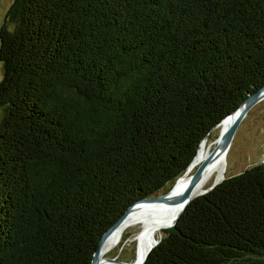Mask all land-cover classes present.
<instances>
[{"label":"trees","instance_id":"1","mask_svg":"<svg viewBox=\"0 0 264 264\" xmlns=\"http://www.w3.org/2000/svg\"><path fill=\"white\" fill-rule=\"evenodd\" d=\"M264 84V0H11L0 264H90ZM142 264H264V164L193 197Z\"/></svg>","mask_w":264,"mask_h":264},{"label":"rangeland","instance_id":"2","mask_svg":"<svg viewBox=\"0 0 264 264\" xmlns=\"http://www.w3.org/2000/svg\"><path fill=\"white\" fill-rule=\"evenodd\" d=\"M10 2L11 0H0V23ZM219 128L220 126L216 124L204 138L206 140L204 141L205 149L200 158L207 153L206 147L210 150L214 145ZM225 157L223 178L235 175L251 165L264 164V98L256 102L237 125ZM195 168L191 169L190 174ZM172 183L165 184L152 196L166 193ZM211 183L207 184V187ZM138 230V226L124 230L120 240L109 247L110 249L103 256L114 257L120 261H133L137 256ZM162 236L163 232L160 229L155 234V240L158 242Z\"/></svg>","mask_w":264,"mask_h":264},{"label":"bare ground","instance_id":"3","mask_svg":"<svg viewBox=\"0 0 264 264\" xmlns=\"http://www.w3.org/2000/svg\"><path fill=\"white\" fill-rule=\"evenodd\" d=\"M227 123L228 119L225 118L217 124V126H220L219 132H221L226 127ZM216 140L217 138L215 139L214 144L216 143ZM204 141L206 140L203 139L201 141V144L199 145L198 150L193 157L188 169L183 175H181L169 194H173L174 192L180 190L190 176L191 169L195 168L201 162L203 156L201 158L200 156L205 149ZM206 150L207 152L209 151L207 147ZM226 152L223 154V156L216 154L213 159L205 165L200 175V179L193 187L191 192L193 196L201 193L207 187V184L211 182H218L221 177H223ZM177 209L178 205L161 202L137 203L131 206L118 225L113 228L102 240L101 246L99 248L100 257L103 256L105 252L108 251V249H110L109 247L115 245L120 240L124 230L129 227L138 226L139 230L136 260L140 259L145 250L155 240L156 232L160 229H164V227L170 223ZM99 264L105 263L100 262Z\"/></svg>","mask_w":264,"mask_h":264},{"label":"water","instance_id":"4","mask_svg":"<svg viewBox=\"0 0 264 264\" xmlns=\"http://www.w3.org/2000/svg\"><path fill=\"white\" fill-rule=\"evenodd\" d=\"M263 98H264V84L260 88H258L256 91H254L253 93L247 95L246 98L244 100H242L240 102V104L232 112H230L228 115H226L224 118L221 119V120H223L225 118L228 119V123H227L226 127L221 132H219L216 143L203 156L201 162L196 166L195 170L192 172V174H190V176L188 177V179L186 180V182L184 183L183 187L180 190H178L177 192H174L173 194H169V192L173 189V187L175 186L176 182L181 177V175H183L184 172L188 169L193 158L191 159V161L189 162V164L185 168L184 172L174 180V182L172 183V185L170 186L169 190L166 193H164L162 195H157V196H148V197L140 198V199L134 201L132 204H130L125 209V211L102 233V235L100 236V238L97 242V246L92 253L90 264H99L100 262L105 263V264H142L147 253L157 243V240L153 241V243L145 250V252L140 257V259L136 260V258H134V260L131 262L120 261L114 257H104V256L100 257L99 248L101 246L102 240L113 228H115L118 225V223L123 219V217L126 214V212L128 211V209L137 203L161 202V203L178 205V209H177L176 213L174 214V216L172 217L170 223L164 228H168V227L173 226L175 224L178 216L183 211V209L188 204V202L193 197L197 196V195L193 196L191 194V192L193 190V187L196 185V183L200 179V175H201L205 165L207 163H209L216 154H220L223 156V154L227 151V149L230 145L233 134L236 130L237 125L241 121V119L245 116L246 112L256 102H258L259 100H261ZM222 179H223V177H221L220 180H222ZM217 183L218 182H212L208 187H206L198 195L203 194L206 191L210 190Z\"/></svg>","mask_w":264,"mask_h":264}]
</instances>
